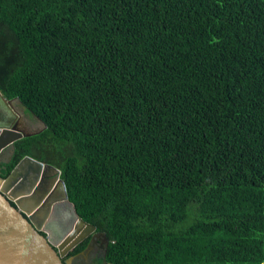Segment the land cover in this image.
Returning <instances> with one entry per match:
<instances>
[{"label": "trees", "instance_id": "trees-1", "mask_svg": "<svg viewBox=\"0 0 264 264\" xmlns=\"http://www.w3.org/2000/svg\"><path fill=\"white\" fill-rule=\"evenodd\" d=\"M0 93L106 264H264V0H0Z\"/></svg>", "mask_w": 264, "mask_h": 264}, {"label": "water", "instance_id": "water-1", "mask_svg": "<svg viewBox=\"0 0 264 264\" xmlns=\"http://www.w3.org/2000/svg\"><path fill=\"white\" fill-rule=\"evenodd\" d=\"M16 103V99L7 101L0 93V155L16 141L41 131L20 128L15 122ZM19 115L23 120V114ZM60 175L54 166L24 157L6 178H0V264H72V258L65 262L62 258L90 234L91 242L102 238L108 246L105 234L95 233L94 226L78 217ZM56 186L61 188L60 201L69 212L67 225L61 229L54 224V215L59 213L56 207L61 203L54 204L57 200L52 198Z\"/></svg>", "mask_w": 264, "mask_h": 264}, {"label": "flooded vegetation", "instance_id": "flooded-vegetation-1", "mask_svg": "<svg viewBox=\"0 0 264 264\" xmlns=\"http://www.w3.org/2000/svg\"><path fill=\"white\" fill-rule=\"evenodd\" d=\"M14 111L16 114H20L16 110L15 106H14ZM23 115L25 117H27L24 113H23ZM16 119L17 120L15 122H19L20 128H23L26 131H30L32 126L29 122L25 121V118H23V120H21L20 117L17 115ZM52 198L57 200V202L54 203L56 205H58L61 202L59 207L58 208L56 207L57 212L59 211V213L54 215V219L56 220V222L54 221V224H55V226H57V229H61L67 225L69 212L67 211L68 209L65 206V203L62 202L63 201L62 190L60 187L56 186L54 188V193H53ZM60 199H62V201H60ZM56 205H54V206H56ZM34 218H35L36 222H39V220H40L39 215H36ZM95 233H99V232L95 231ZM92 235L93 234H90L87 238H85L83 240V241H85L86 239H88L86 246L81 251H79L78 253H76L72 256L66 255L64 258H62V261L65 262L68 259L72 258V264H106V262H105L106 252L105 251H107L108 246L107 247L105 246V244L102 242V238H98V239L95 238V240H97L98 242H91L90 239H91ZM82 242H80V243H82ZM89 245H91V250L88 252L87 250H88Z\"/></svg>", "mask_w": 264, "mask_h": 264}, {"label": "rangeland", "instance_id": "rangeland-1", "mask_svg": "<svg viewBox=\"0 0 264 264\" xmlns=\"http://www.w3.org/2000/svg\"><path fill=\"white\" fill-rule=\"evenodd\" d=\"M15 107H16V110L22 115L23 114V111H24V114L27 116L25 117L23 115V118H25V121L26 122H29L32 126V128L30 129V131H36V130H39L41 129V123H39L38 121H36L35 118L31 117V114H29L24 108L23 111L21 110L20 107L17 106V103L15 104ZM19 117L20 115L17 114ZM17 120V119H16ZM12 152H13V146L5 149L1 155H0V163H6L9 161L11 155H12Z\"/></svg>", "mask_w": 264, "mask_h": 264}, {"label": "crops", "instance_id": "crops-1", "mask_svg": "<svg viewBox=\"0 0 264 264\" xmlns=\"http://www.w3.org/2000/svg\"><path fill=\"white\" fill-rule=\"evenodd\" d=\"M42 127V126H41Z\"/></svg>", "mask_w": 264, "mask_h": 264}]
</instances>
